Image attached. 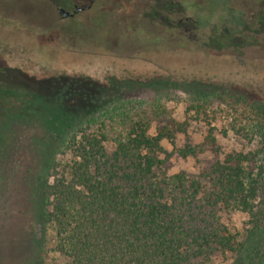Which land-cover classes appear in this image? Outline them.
<instances>
[{
  "label": "trees",
  "instance_id": "1",
  "mask_svg": "<svg viewBox=\"0 0 264 264\" xmlns=\"http://www.w3.org/2000/svg\"><path fill=\"white\" fill-rule=\"evenodd\" d=\"M9 72L0 71V232L14 192L33 212L39 246L26 264H47L49 253V264L263 262L264 110L245 153H223L210 124L202 143L176 145L186 123L149 135L138 120L109 145L100 127L90 131L100 104L15 87ZM176 158L203 167L171 173Z\"/></svg>",
  "mask_w": 264,
  "mask_h": 264
},
{
  "label": "rangeland",
  "instance_id": "2",
  "mask_svg": "<svg viewBox=\"0 0 264 264\" xmlns=\"http://www.w3.org/2000/svg\"><path fill=\"white\" fill-rule=\"evenodd\" d=\"M58 1L65 0H0V71H10L15 87L20 83L51 95L70 96L72 102L85 98L88 104H100L90 131L100 127L109 145L138 120L148 123L149 135L186 123L185 133L175 136L176 145L186 138L202 143L210 127L223 153H245L257 145L259 134L251 132H257L262 117L258 105H264V66H256L245 79L251 83H246L249 89L240 90L241 71L233 61L237 48L231 41L245 38L243 29L252 28L240 15L253 9L258 22L264 0H173L179 14H169V19L163 15L165 22H143L136 29L111 19V12L126 11L123 5L111 6L113 11L91 7L63 20L53 11ZM99 10V18L92 22ZM179 19L194 27L190 32L198 41L181 28L167 26ZM194 107L201 108L200 113ZM248 138H254L251 145ZM163 147L172 150L167 143ZM202 167L201 162L176 158L169 172L196 177ZM7 200L0 264H26L39 253L31 236L33 212L14 192ZM231 225L240 231L242 218L233 215ZM55 257L49 253L46 263H53Z\"/></svg>",
  "mask_w": 264,
  "mask_h": 264
},
{
  "label": "flooded vegetation",
  "instance_id": "3",
  "mask_svg": "<svg viewBox=\"0 0 264 264\" xmlns=\"http://www.w3.org/2000/svg\"><path fill=\"white\" fill-rule=\"evenodd\" d=\"M98 1V0H97ZM96 0H65L63 2H57L54 7V10L61 16L63 20H69L74 15H78L81 12H84L85 9L89 8H95L100 9L101 11L107 8L109 11H113L112 7L115 9V5L124 6L126 8V11L121 12L120 10H115L111 12L113 17L111 19L118 20V24L120 26H126L129 25L130 27H134L135 29L137 26L145 23H154L155 21L161 23L165 22V19L163 18V15L166 16V19L168 18L169 14L177 13L178 11H175V8L173 7L175 5L173 0H100V6H96ZM82 3H85V6H81ZM51 4V3H50ZM83 5V4H82ZM50 8H52V4L49 5ZM100 10L98 12V15L94 17L92 15V22L96 20V18H99L100 16ZM139 12L141 13L140 16H144V20H140ZM115 13V14H114ZM260 16L264 17V12H258ZM259 16L258 22L256 21V16L254 10H248L245 14H241L240 17H243L244 19L249 20V24H251L252 28L248 26V28L243 29V32L245 34L241 33L243 37H237L234 39V41H231L234 46L237 48V56L234 58V62L238 66V69L241 71V77H240V90L249 89L250 86H247L246 83V76L248 74H251L254 70H256L257 67L264 66V19ZM102 18V17H101ZM188 20V19H187ZM115 22V21H114ZM168 27L174 26L176 28H181L182 31L190 33L189 37L193 38V40L198 41L199 37L195 35L194 33H191L190 30L193 29V26H186L180 19L173 24L172 22L167 23ZM247 32V34H246ZM227 31H225V34ZM223 33V39L225 38V35ZM238 32H236L235 35H237ZM240 35V34H239ZM198 37V38H197ZM116 42V40H115ZM115 45V44H114ZM252 48L253 51H249L248 49ZM157 50V49H156ZM256 63V64H255ZM254 65V66H253ZM223 71L225 73V76L228 77L229 71L228 68L225 66L223 67ZM223 73V74H224ZM251 84V83H248ZM259 86V85H258ZM257 86V87H258ZM260 87V86H259ZM258 87V88H259ZM244 94V91H243ZM258 106H261V108L264 110V105L259 104Z\"/></svg>",
  "mask_w": 264,
  "mask_h": 264
}]
</instances>
